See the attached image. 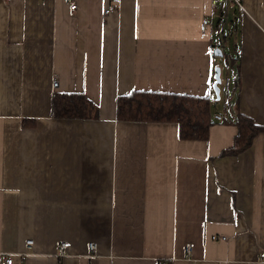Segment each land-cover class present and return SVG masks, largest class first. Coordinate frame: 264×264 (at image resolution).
I'll list each match as a JSON object with an SVG mask.
<instances>
[{
	"label": "crops",
	"instance_id": "1",
	"mask_svg": "<svg viewBox=\"0 0 264 264\" xmlns=\"http://www.w3.org/2000/svg\"><path fill=\"white\" fill-rule=\"evenodd\" d=\"M57 89L100 116L54 117ZM135 90L211 96L218 119L206 139L119 120ZM238 112L264 125V0H0V264H264V132L224 154Z\"/></svg>",
	"mask_w": 264,
	"mask_h": 264
},
{
	"label": "trees",
	"instance_id": "2",
	"mask_svg": "<svg viewBox=\"0 0 264 264\" xmlns=\"http://www.w3.org/2000/svg\"><path fill=\"white\" fill-rule=\"evenodd\" d=\"M224 55L228 53L224 51ZM52 115L56 118H98L100 109L83 92H63L57 89L52 97ZM117 116L124 121L176 122L183 139H206L211 125L218 119L212 112L211 96L152 90H135L119 96ZM34 121L25 119L23 123ZM227 121L237 125L238 134L234 145L224 154H236L248 149L255 138L264 132V125L255 123L244 113L238 112Z\"/></svg>",
	"mask_w": 264,
	"mask_h": 264
},
{
	"label": "built area",
	"instance_id": "3",
	"mask_svg": "<svg viewBox=\"0 0 264 264\" xmlns=\"http://www.w3.org/2000/svg\"><path fill=\"white\" fill-rule=\"evenodd\" d=\"M213 2H214V4H227L228 2H233L234 4H237L238 6H240L242 8L244 7V0H213ZM76 6H77L76 4H72L73 9H75ZM110 10L111 9H109L108 11H110ZM209 25H210L209 19L205 18V19H203V21L201 23V29L203 31H207L209 28ZM53 85L55 88H57L59 86V78L58 77L55 78ZM213 238L219 239L220 237L218 235H214ZM221 238L226 239V236H222ZM33 243H34L33 239H30L27 241V247H28L27 252H29V250L32 248L31 245H33ZM71 246H72L71 241H68V240L61 241L59 244V249H58L59 250V254H58L59 258L60 257L65 258L66 256H68L69 255V248ZM90 248L93 250L96 249L97 243L96 242H90ZM186 250H187L188 254L190 255L192 252V244H187ZM189 259L191 261H193V264H198L197 260L194 259V257L191 256ZM13 262H14V259L12 257H7L4 264H13ZM159 264H169V263H168V261L163 260Z\"/></svg>",
	"mask_w": 264,
	"mask_h": 264
},
{
	"label": "water",
	"instance_id": "4",
	"mask_svg": "<svg viewBox=\"0 0 264 264\" xmlns=\"http://www.w3.org/2000/svg\"><path fill=\"white\" fill-rule=\"evenodd\" d=\"M215 53L217 55H220V56L223 55V51H222L221 48H217L215 50ZM221 84H222L221 67L217 66L216 67V73H215V82L213 84V87H214L215 93L217 95V98L221 97Z\"/></svg>",
	"mask_w": 264,
	"mask_h": 264
},
{
	"label": "rangeland",
	"instance_id": "5",
	"mask_svg": "<svg viewBox=\"0 0 264 264\" xmlns=\"http://www.w3.org/2000/svg\"><path fill=\"white\" fill-rule=\"evenodd\" d=\"M237 5V4H235ZM240 7V6H239ZM242 8V7H240ZM230 49V48H229ZM228 49V50H229ZM227 50V49H226ZM216 60H218V65L221 67L225 66V60H224V57H221V56H216ZM222 77L223 79L225 78L226 80V72L224 71V68H223V74H222ZM222 85V84H221ZM217 96V95H216ZM217 99L216 102H214V106H217L218 105V108L221 110L223 107H224V102H225V98H224V92L221 94V97L220 98H215ZM230 114V112H228ZM213 115L215 116V113H213Z\"/></svg>",
	"mask_w": 264,
	"mask_h": 264
}]
</instances>
